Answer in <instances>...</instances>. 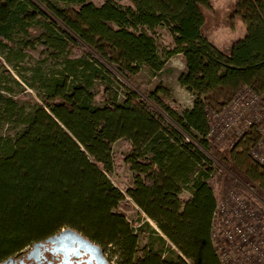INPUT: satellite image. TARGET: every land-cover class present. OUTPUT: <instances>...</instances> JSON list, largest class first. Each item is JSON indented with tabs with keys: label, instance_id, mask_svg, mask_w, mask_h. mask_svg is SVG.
Returning a JSON list of instances; mask_svg holds the SVG:
<instances>
[{
	"label": "trees",
	"instance_id": "trees-1",
	"mask_svg": "<svg viewBox=\"0 0 264 264\" xmlns=\"http://www.w3.org/2000/svg\"><path fill=\"white\" fill-rule=\"evenodd\" d=\"M211 7L212 0H0V51L56 65L35 71L43 98L30 111L0 95L3 111L24 124L0 137V262L71 227L104 254L112 250L118 264H222L213 213L234 188L264 213L247 191L264 200V164L249 154L251 131L228 149L215 147L210 115L242 89L264 96V0L235 1L230 16L246 30L225 46L210 38ZM175 55L184 61L178 82L193 97L182 112L167 86L144 96L136 83L141 70L171 71ZM119 139L135 172L128 201L107 175ZM132 202L157 225L155 239L174 247L168 255L152 241L139 248L125 212Z\"/></svg>",
	"mask_w": 264,
	"mask_h": 264
},
{
	"label": "rangeland",
	"instance_id": "rangeland-1",
	"mask_svg": "<svg viewBox=\"0 0 264 264\" xmlns=\"http://www.w3.org/2000/svg\"><path fill=\"white\" fill-rule=\"evenodd\" d=\"M95 3H102L106 0H90ZM120 3H128V0H117ZM236 0H212V7L205 11L208 18V26L210 28V38L217 46H225L233 40L241 38L246 30V26L239 19H234L230 16L232 6ZM41 32L39 28H36L32 35H38ZM0 57L3 60V64L0 65V95L12 97L17 102V110L23 108L25 111H30L33 107L42 103V90L40 82L35 76V71L40 70L43 73H48L56 66L53 61L47 56L42 58H30L25 57L18 59L14 55H8L7 52L0 51ZM167 66L171 71L164 72L161 76L152 75L146 69L141 70L136 76V83L140 86L139 92L145 96L146 91L153 90L158 84H163L171 89L178 112H182L184 109L192 106V95L183 88L178 82L179 74L184 70V61L181 55H175L167 61ZM58 67V66H57ZM124 83V87L133 89V85L121 79ZM100 86L97 83L92 87V91L99 93ZM263 96V95H262ZM122 97V96H121ZM264 104V96L262 97ZM101 104L100 101H97ZM17 115V114H16ZM10 116L3 111V107L0 105V137H14L23 127L22 119L16 116ZM260 131H264V117H261ZM260 118V119H261ZM212 119V117H211ZM245 125L240 127L238 131H228L222 140H213L215 147L220 149H228L235 144V140L240 135H245L242 129ZM256 135L255 131H251ZM243 133V134H242ZM236 137V139H235ZM128 153V149L123 139H119L112 146V157L114 159V169L112 172L107 173L112 182L118 186L126 195V201L130 200L127 196L126 190L134 186V171L131 169V165L123 160V155ZM238 191L245 197L249 198L239 189H231L227 193L220 197L223 200L229 192ZM247 191L251 193L260 202V206L264 207V200L254 194L247 188ZM190 195L188 190L183 192V196ZM252 202V201H251ZM132 209L126 210L127 219L130 225L138 232L139 235V248L143 249L149 242H154V248L162 251L164 255H168L167 250L174 248L167 240L166 244H162L155 239L156 233L153 231H159L157 225L149 219L144 212L132 202ZM256 206V205H255ZM261 214L264 216L261 208L256 206ZM159 233V232H158ZM106 257L110 258L112 264H118L117 256L112 253V250H107Z\"/></svg>",
	"mask_w": 264,
	"mask_h": 264
},
{
	"label": "built area",
	"instance_id": "built-area-1",
	"mask_svg": "<svg viewBox=\"0 0 264 264\" xmlns=\"http://www.w3.org/2000/svg\"><path fill=\"white\" fill-rule=\"evenodd\" d=\"M262 97L253 89H242L221 110L211 112L209 130L212 141L215 137L220 141L228 131H238L244 125L243 133H259L249 150L258 164H264V131H260L264 117ZM242 136L235 137V141ZM212 237L222 264H264V216L242 193L229 192L218 202L213 213Z\"/></svg>",
	"mask_w": 264,
	"mask_h": 264
},
{
	"label": "flooded vegetation",
	"instance_id": "flooded-vegetation-1",
	"mask_svg": "<svg viewBox=\"0 0 264 264\" xmlns=\"http://www.w3.org/2000/svg\"><path fill=\"white\" fill-rule=\"evenodd\" d=\"M47 238L25 246L1 262L13 258L11 261H8L7 264H63L64 261H66L67 264H97L94 259L89 261V253H84L82 250L76 248L66 254L47 241ZM37 242H41L42 244L35 246L34 244Z\"/></svg>",
	"mask_w": 264,
	"mask_h": 264
},
{
	"label": "water",
	"instance_id": "water-1",
	"mask_svg": "<svg viewBox=\"0 0 264 264\" xmlns=\"http://www.w3.org/2000/svg\"><path fill=\"white\" fill-rule=\"evenodd\" d=\"M47 241L61 250V252L66 254L77 248L82 250L84 253H89V261L94 259L97 264H111V262L105 256L103 248L99 244L93 242L81 232L71 227H65L61 229L58 233L48 237ZM40 244L42 243L37 242L34 245L39 246ZM12 259L13 258H9L3 262H0V264H7V262L11 261ZM63 264H67V262L64 261Z\"/></svg>",
	"mask_w": 264,
	"mask_h": 264
},
{
	"label": "crops",
	"instance_id": "crops-1",
	"mask_svg": "<svg viewBox=\"0 0 264 264\" xmlns=\"http://www.w3.org/2000/svg\"><path fill=\"white\" fill-rule=\"evenodd\" d=\"M190 108V107H189Z\"/></svg>",
	"mask_w": 264,
	"mask_h": 264
}]
</instances>
